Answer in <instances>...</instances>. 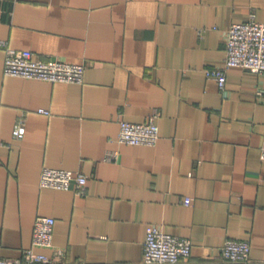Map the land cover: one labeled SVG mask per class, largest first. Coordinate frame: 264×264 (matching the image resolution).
Returning <instances> with one entry per match:
<instances>
[{
  "label": "crops",
  "instance_id": "crops-1",
  "mask_svg": "<svg viewBox=\"0 0 264 264\" xmlns=\"http://www.w3.org/2000/svg\"><path fill=\"white\" fill-rule=\"evenodd\" d=\"M251 14L264 23V0H0L7 47L85 67L79 84L6 76L0 48V258L50 216L52 247L35 251L53 264H139L149 225L189 240L179 264L219 262L227 239L264 261V72L231 67L222 90L205 74ZM154 111L155 145L117 141L120 120ZM43 168L86 185L41 187Z\"/></svg>",
  "mask_w": 264,
  "mask_h": 264
},
{
  "label": "built area",
  "instance_id": "built-area-1",
  "mask_svg": "<svg viewBox=\"0 0 264 264\" xmlns=\"http://www.w3.org/2000/svg\"><path fill=\"white\" fill-rule=\"evenodd\" d=\"M0 48L4 49L3 74L26 79L46 82L81 83L83 81L84 64L62 59L42 60L33 56L29 50L13 49L0 40ZM225 57L222 66L205 70L209 78H213L222 90L225 86L226 72L231 67H240L250 72H264V23L257 22L254 15L242 23H233L227 30L225 40ZM40 113L48 114L47 110L39 109ZM159 113L149 114L144 122L132 123L119 121L117 141L128 145L153 146L159 137L156 122ZM24 132L21 119L17 120L12 129L14 138ZM0 140V146H4ZM264 159V140L259 149ZM114 152H107L106 159L115 158ZM87 177L80 172L71 170L43 168L40 173L41 187L68 190L73 187L81 191L86 185ZM189 198L184 200L189 203ZM54 219L50 216H38L35 219L31 245L23 249L18 259L0 258V264H53L48 255L35 251V248L52 247V229ZM249 243L246 240L227 239L221 246L220 261L204 264H264V261L253 262L249 257ZM190 242L186 238L173 236L149 225L146 228L139 264H179L189 256Z\"/></svg>",
  "mask_w": 264,
  "mask_h": 264
}]
</instances>
